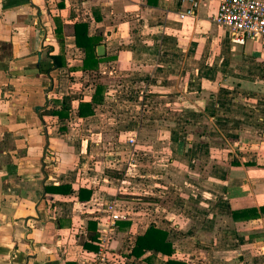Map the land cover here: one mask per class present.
<instances>
[{
  "label": "crops",
  "instance_id": "1",
  "mask_svg": "<svg viewBox=\"0 0 264 264\" xmlns=\"http://www.w3.org/2000/svg\"><path fill=\"white\" fill-rule=\"evenodd\" d=\"M199 1L193 15L181 18L190 8L183 0H0V264H77L94 233L89 224L103 229L111 202L124 218L110 246L129 264L146 263L145 256L127 255L151 224L168 231L175 257L188 264L194 248L205 255L204 264H246L252 248L264 258V214L243 227L232 218L233 210L264 206V93L250 90L264 83V40L233 44L229 31L213 22L221 0ZM56 17L62 39L55 36ZM79 22L105 47L103 55L96 47L104 57L97 71L81 70L74 36ZM60 43L65 64L56 68L52 57ZM98 84L107 86L104 102L93 105L92 116L79 117V102H90ZM136 89L145 96H132ZM67 95H77L67 119L41 115ZM150 98L157 103L147 119ZM162 110L166 132L156 125L164 120L156 118ZM111 138L116 155L133 158L126 142L133 138L143 154L168 153L174 158L169 166L183 167L185 176L169 166L165 176L168 190L185 181L183 213L131 209L116 187L127 178L117 183L106 173L119 170L117 159L104 168L96 156L98 142ZM223 138L235 139L233 151L217 146ZM154 164L152 181L162 176ZM60 184L72 192L46 191ZM80 188L92 190L89 200L78 199ZM168 197L172 206L178 202ZM173 226L190 241L184 256Z\"/></svg>",
  "mask_w": 264,
  "mask_h": 264
},
{
  "label": "rangeland",
  "instance_id": "2",
  "mask_svg": "<svg viewBox=\"0 0 264 264\" xmlns=\"http://www.w3.org/2000/svg\"><path fill=\"white\" fill-rule=\"evenodd\" d=\"M138 91V92H136ZM132 96H145V94L142 93V95L140 94V89H136L133 90ZM237 98L240 97H245V95L239 96L236 95ZM261 98V97H260ZM263 100V99H262ZM153 99H147V106L144 108L146 113H147V119H151L153 118V114H155V108H152L151 103H157V101H154ZM264 102V100L262 101V103ZM262 112V111H261ZM162 113H166V110H162L161 114H158L156 116V118H158V121H160L161 119H164L163 121H160L159 123H156V125H160V126H165L163 131H167V127L169 123H165V118L162 116ZM262 114L264 115V112H262ZM152 124L151 122H147L146 127L148 129L152 128ZM182 124V123H181ZM260 125V124H258ZM70 127V126H69ZM183 129L185 130V127H183ZM159 130V128H158ZM199 130V129H198ZM205 131V130H204ZM164 132V134H165ZM182 135V134H181ZM160 136V134H159ZM115 138H111L109 140H102L98 142L99 143V148L95 151L98 152V154L96 155L99 158H102L101 160L103 161L104 165L102 164V167L106 168V162H108L110 159H117L114 160L116 161V166L119 170H116L115 168H109L111 170H106L107 174H110L111 177H114V179H117L116 182L120 183V181L124 178H127V182L122 184V189H121V185L117 184L116 187L119 188L118 189V193L121 196V198H123L124 200H127L129 202L130 207H132L131 209L134 210H141L144 211L145 214H153L157 212L155 211L156 208H163V212H165V210H167V212L170 213H177V212H182L183 213V209H184V205H181V203L179 201H182V198L179 196V193H181V190L183 189L182 187L185 186L183 184V181L181 184V180L175 182V183H170L171 186V190H168L169 188L167 187V185H169V183H167L165 181V176H167V171H168V166H169V162L172 163L174 161V158L169 155L168 153H164V154H160V155H153L151 154V152H149V154L145 155L143 154L142 150H138L136 148V144L134 142L133 145H131V151L133 153V155H131L133 158L129 159L127 153H123L121 155H116L114 148H113V142ZM144 140V137L141 138V140ZM148 139V140H147ZM129 141V139H127ZM135 140V139H134ZM108 141L110 143H112L111 146H108ZM149 141V145L153 146L151 137H146L145 138V142ZM168 139H165V142H167ZM238 141V140H237ZM127 142V141H126ZM211 143H216L214 140H211ZM128 144V143H127ZM235 144V139H226L223 138L222 140H218L217 142V146H231L229 149H232L233 151V145ZM144 145H146L144 143ZM166 145V144H165ZM125 151L128 150V147L124 148ZM135 151L137 152V154L135 153ZM140 151V152H138ZM227 153V152H225ZM143 154V155H142ZM231 154L233 156H236L235 152H231ZM94 155V157H96ZM136 157V160H135ZM93 162V159L91 158V160ZM91 162V163H92ZM141 162H144V165H142ZM153 162H155L154 166L159 170L158 174L159 176L162 174V176H160V179L158 178H154V181L151 180V168H150V164H152ZM108 164V163H107ZM92 165V164H91ZM93 167V166H90ZM154 167V168H155ZM165 167V168H164ZM155 168V169H156ZM155 169H153V171H155ZM170 172L171 173H175L178 174L180 176L184 175L185 176V172H183V167H179L176 166L174 167L173 164L169 166ZM155 174V173H154ZM156 183V184H155ZM164 185V186H162ZM142 187V188H140ZM120 191V192H119ZM127 197V199H125L124 197ZM173 197V202H177L172 206V199L169 198ZM161 197V198H159ZM176 201H175V200ZM155 203V204H154ZM125 205V204H124ZM189 212L188 208L186 210V213ZM175 229V230H174ZM173 230V234L172 237L174 239H177V248L182 251L181 256L183 253L186 252V247L190 248V244H189V240H187V236L183 233H180L177 228L175 226L172 227ZM180 233V234H179ZM186 239V240H185ZM199 241V235H197L196 238ZM189 244V245H188ZM130 248L128 247L127 250H129ZM260 250V249H259ZM258 248H252V250H250V258L246 257L247 260L244 259L245 263H249V264H264V258L262 257L260 260V256L262 255V250L259 251ZM253 251V252H252ZM127 253L128 252H125ZM210 253V252H209ZM251 254H253L251 256ZM192 259L193 261H191V264H204L205 263V255L204 254H200L198 248H194V250H192ZM249 255V254H248ZM260 255V256H258ZM204 256V257H203ZM191 257V256H190ZM254 258V259H253ZM145 261V260H143ZM146 264V263H145Z\"/></svg>",
  "mask_w": 264,
  "mask_h": 264
},
{
  "label": "trees",
  "instance_id": "3",
  "mask_svg": "<svg viewBox=\"0 0 264 264\" xmlns=\"http://www.w3.org/2000/svg\"><path fill=\"white\" fill-rule=\"evenodd\" d=\"M55 36L57 39L63 38V28L60 19L55 18ZM74 36L75 43L77 47L81 50L82 66L83 71H97L99 63L104 59L103 56H98L96 52V47L100 44V41L94 37H89L87 32V24L83 22L76 23L74 25ZM60 54L58 56H53L54 66L59 68L65 64L63 56V44L60 43ZM228 83L236 82L238 86L246 85L242 81L233 80L226 77ZM250 90L252 92L264 93V83L256 82V87L251 85ZM107 91V86L98 84L96 86L95 93L92 96L90 102L80 101L78 105L77 115L79 117L92 116L95 113L93 105L103 103L105 100V93ZM77 98V95H67L55 102L56 108L46 109L43 107V113L41 115L58 117L61 120H65L69 117L70 111L72 109V100ZM64 128V127H63ZM233 164H238L235 160ZM48 193L56 194H69L72 192L71 186L67 184L51 185L46 187ZM92 196V190L86 188H80L78 193V199L83 202L89 200ZM264 214V206L259 208L252 207L241 210H233L232 218L237 227H243L247 225H252L256 223L261 215ZM89 227L94 231L93 234L89 235L90 239L87 243L88 251H95L98 249L99 242V232L97 229L99 224L90 223ZM158 254H161L164 259H158ZM176 249L174 243L169 239L168 231L151 224L146 231L138 235L135 244L131 249V252L127 255L129 258L139 259L145 256V261L147 264H188L185 259L177 258ZM136 264V263H131Z\"/></svg>",
  "mask_w": 264,
  "mask_h": 264
},
{
  "label": "built area",
  "instance_id": "4",
  "mask_svg": "<svg viewBox=\"0 0 264 264\" xmlns=\"http://www.w3.org/2000/svg\"><path fill=\"white\" fill-rule=\"evenodd\" d=\"M190 3V8L181 14V18L193 15L199 7V0H183ZM213 22L226 28L235 45H244L250 40H264V0H221ZM135 140L129 139L133 145ZM110 218L99 231L98 249L88 251L77 264H129L125 256L115 252L111 240L117 230V222L124 218L116 213V203L108 205Z\"/></svg>",
  "mask_w": 264,
  "mask_h": 264
},
{
  "label": "water",
  "instance_id": "5",
  "mask_svg": "<svg viewBox=\"0 0 264 264\" xmlns=\"http://www.w3.org/2000/svg\"><path fill=\"white\" fill-rule=\"evenodd\" d=\"M97 52L99 55H103L105 52V47L103 45H100L97 47Z\"/></svg>",
  "mask_w": 264,
  "mask_h": 264
}]
</instances>
